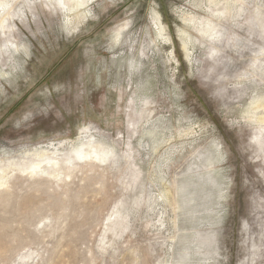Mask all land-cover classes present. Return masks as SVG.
<instances>
[{
    "label": "rangeland",
    "instance_id": "1",
    "mask_svg": "<svg viewBox=\"0 0 264 264\" xmlns=\"http://www.w3.org/2000/svg\"><path fill=\"white\" fill-rule=\"evenodd\" d=\"M203 1L94 0L76 30L43 0L14 7L0 33V156L85 126L114 156L15 182L0 200V264H264L263 110L249 114L264 104V0H245L215 42L192 39L189 62L180 18ZM152 10L173 46H152Z\"/></svg>",
    "mask_w": 264,
    "mask_h": 264
},
{
    "label": "bare ground",
    "instance_id": "2",
    "mask_svg": "<svg viewBox=\"0 0 264 264\" xmlns=\"http://www.w3.org/2000/svg\"><path fill=\"white\" fill-rule=\"evenodd\" d=\"M21 1L22 3L24 1H26V3L29 2V0H0V33H4V35H7L8 33L9 34L12 33L11 28L13 24L10 23V20L13 17L14 7L19 3L21 4ZM93 1L94 0H43V2L46 3L47 6H52L54 10L58 8V12L64 18L65 24L68 23L66 25L67 28H71L73 30H76L79 26H81L84 22H87L88 19L92 17L93 14L91 13L90 5ZM251 1L253 2V0ZM244 4H245V0H204L202 3L196 6L197 9L199 8V11L201 10L203 12L202 16H198L196 14L193 15L183 14L180 19L185 28L184 29L180 28L178 30L177 36L180 41V49L184 54V58H186L187 61H189L190 59V46H193L192 44L193 42L191 41L192 39H194L193 41L198 42V44H204L206 42L209 43V41L215 42V40L219 39L222 35L220 30L222 22L225 23L224 20L234 19L232 17L233 14L241 17L240 16V14L242 13L241 8H243ZM196 10L194 8V11ZM128 26H129L128 24H125L120 28L114 30L113 37L111 38L113 46L115 47L118 46L124 33L128 32L127 30ZM166 27L167 26L165 25L161 14L156 10H152V16L150 18V27L148 28L150 33L149 36H151L150 42L152 43V46H154L155 48L158 47L160 48V46H158L159 40L162 41L165 47L173 46V43L171 44L172 39L169 38V34L167 32ZM152 34L154 37H152ZM8 44L10 46L14 45L12 43H8ZM10 48H14V47H10ZM131 48L133 49V47ZM147 48L140 47L139 51H136V48H134L133 50L134 52L136 51L138 53L137 57L141 56L142 58H144L145 56L147 58L148 55L146 54ZM14 50L16 53L19 52V47L16 44ZM1 55L4 56V54ZM5 56L7 55L5 54ZM11 57L12 55L9 56L8 58ZM170 57L172 58V60L175 59V57L171 52H170ZM3 64L6 67V63L3 62ZM0 76H5V75L2 72H0ZM257 105H255L252 108L249 114L254 115L258 109H262L263 111L262 110L261 111L263 112V115L262 116L258 115V117L256 115V118L254 119L256 120V122L263 123L264 104L261 106L259 105L257 106ZM128 111L130 110L128 109ZM250 120H252V118ZM94 125L96 124H93V126ZM92 130L93 128L89 126L82 127V129L79 132V136L76 138L75 141L74 140L63 141V142H59L56 145H50L47 147L35 146V145H33V147L31 148H24V149L23 148L20 149L21 148L20 147L19 150L17 149L15 153L13 152L12 155H10V153H3L2 156H0V200L4 197V195L11 192L10 189L12 188L14 183L17 182L18 180H28V181L46 180L45 182H47V180L49 179L58 180L62 177L64 168L70 163L72 164L71 167L78 164L83 166V165H95V164L99 165V164L108 163L114 156V151L109 145L105 144L102 140H100V138H98V135L101 134L99 128L98 129L94 128V131ZM215 151L216 153H218L217 148H215ZM204 163L206 164L205 165L206 167L207 165L211 166L212 158H206ZM206 170H208V168Z\"/></svg>",
    "mask_w": 264,
    "mask_h": 264
}]
</instances>
